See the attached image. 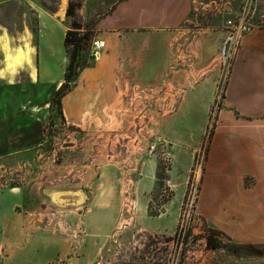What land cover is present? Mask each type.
<instances>
[{"label":"crops","instance_id":"obj_1","mask_svg":"<svg viewBox=\"0 0 264 264\" xmlns=\"http://www.w3.org/2000/svg\"><path fill=\"white\" fill-rule=\"evenodd\" d=\"M194 1L123 0L111 13L97 20L93 30L99 40L95 43L98 50V47L104 49L102 55L99 50L101 58L98 59L102 61L105 58L109 67L105 73H97L93 82V94L89 89L90 92L80 97L83 103H75L73 110L79 112L80 121L87 118L96 123L91 119L92 114L103 121L104 115L109 116L108 112H111L108 110L109 106L117 107L115 113L124 109L125 92L120 104L117 103L122 94L120 83L116 81L117 76L118 80L123 81L126 75H130L129 71L134 69V74L141 81L153 83L166 75L164 86L171 94L173 105L170 113L161 119L160 131L172 153L169 185L174 188L173 208L180 205L187 190V181L181 182L179 178L187 180L189 170L198 161L204 139L208 137L198 193L199 214L240 243L264 244V26L243 36L228 76L223 105L217 112L214 129L209 131L219 82L218 73L215 72L219 60L218 50L225 36L226 24L216 30L214 43L211 37L202 40L200 61L203 65L198 72L199 78L188 82L186 88H181L175 76L174 79L172 77V73H176L178 68L168 66L163 72L162 67L165 52L160 46L161 42L168 41V35H163L160 31L163 25L168 26L182 14L191 11ZM262 3L264 6V0ZM68 4V0H62L60 18L53 14H44L40 18V33L34 46L33 42L27 45V32L32 26L28 1L0 0V157L29 151L45 141L51 100L62 84L64 75L56 82L54 78H50L52 76L42 75L43 57L52 58L53 53L43 50L46 47L41 41L47 27L53 30L58 28L65 38L69 28L66 21ZM13 5L15 12L21 11L24 22L22 31L27 40L23 44L21 36L11 34L8 41L3 34L4 29L10 32L8 24L15 23L5 22L2 18L13 10ZM137 10H144L145 16L139 21L140 27L132 30L129 27L130 21ZM79 13L85 21L89 19L84 6ZM258 18L263 19L264 15H259ZM106 45L109 49L105 50ZM20 54L23 59L18 63L16 58ZM65 58L67 65V55ZM44 68L43 73L50 74L45 65ZM170 68L172 71L168 72ZM91 69L94 73L98 68H86ZM84 72L70 95H74L83 86ZM137 84L133 86L135 90L143 87V84ZM68 98L67 96L63 101V109L70 120ZM106 166L100 170V175L94 182L95 196L120 197L125 182L122 185L118 169L113 163ZM155 167L156 159L148 158L140 169L149 171ZM141 173L144 174L143 177L136 181L140 185L139 194L143 193V188L146 190V185L150 183L148 180L152 179V173ZM43 177L45 189H52L48 193L54 194L57 188H51L54 186L50 185L48 175ZM132 184L134 185L132 180H127L128 186ZM128 193L126 189L124 194ZM53 196L48 198L50 203L54 202ZM128 198H132L131 195L125 197L126 208H130ZM175 198L179 199L177 206L174 204ZM26 201L25 186L16 184L0 187V264H50L59 260L64 264H75L77 257L66 255V243L60 241L59 237L49 235L44 230L32 233V210L27 207ZM98 210L94 205L93 216ZM175 214L177 215V211ZM173 217L175 224L170 229L162 225L160 218L147 212L141 213L139 222L147 227L144 230L148 233H170L178 223L177 216ZM107 224L113 225V221H108ZM59 226L57 223L53 228L60 230Z\"/></svg>","mask_w":264,"mask_h":264},{"label":"rangeland","instance_id":"obj_2","mask_svg":"<svg viewBox=\"0 0 264 264\" xmlns=\"http://www.w3.org/2000/svg\"><path fill=\"white\" fill-rule=\"evenodd\" d=\"M27 1L32 15V31L27 32V45L33 42L36 46L40 33V18L44 14H53L56 18H60L62 0ZM70 1L68 0V3ZM81 1L89 19L85 21L80 15L79 10L82 7L78 10L79 18L92 35L90 39L84 40L87 42L83 44L80 51L79 65L74 68L76 73L70 80L63 78L69 57L66 46L64 48L65 38L62 32L58 28L53 30L47 27L41 41L46 47L43 50L47 49L53 53L52 58L43 57L42 75L52 76L50 78H54V82L58 78H63L59 86L60 88L63 85L59 95L62 110L57 105H50L45 127L46 138L41 146L0 157V187L16 184L25 186L27 207L32 210V233L44 230L48 231L49 235L59 237L60 241L66 243V255L77 257L75 264H158L160 261L167 264H264V254L254 252L245 246L246 243H240L234 239L229 241L224 238L227 244L224 248H207L205 235L208 229L217 228L203 218L198 211V193L208 137L204 139L198 161L189 170L187 180L183 177L179 178L181 182L187 181V190L179 206H177L179 199L175 198L174 204L177 207L173 208L174 188L172 189L169 185L172 157L170 160L165 158V153L169 150L168 146L163 142L156 150L149 149V144L156 141L158 137L165 140L160 131V122L170 113L173 105L171 94L164 86L166 75L159 77L153 83L141 81V78H137L134 74V69L129 71L130 75H126L123 81L118 80L117 76L116 81H119L120 93H122L117 103L120 104L125 92L124 111L115 113L114 110L117 107L113 105L108 107L111 111L108 112L110 117L104 115L103 121L99 116L91 115V119H94L97 124L90 122L87 118L80 121L79 112L73 110V105L78 102L82 104L80 97L90 92L89 89L93 94L94 78L98 76V72L105 73L106 68L109 67L105 58L99 61L101 56L97 59L94 53L98 50L95 41L99 39H96L93 26L101 17L111 13L113 8L123 0ZM243 3L244 0H195L191 11L182 14L174 23L168 26L163 25L160 33L168 35V41L161 42L160 46V49L165 52L163 72L168 66L178 68L176 73H172V77L174 79L175 76L181 88H186L188 82L197 80L198 72L203 65L200 61L203 50L202 40L211 37L214 43L216 30L223 28L226 20L234 16ZM12 7L13 10L2 18L5 22L15 23L8 24L11 33L4 29L3 34L8 41L11 34L21 36L24 40L21 43L23 44L27 38L22 31L24 22L21 11L15 12L16 8L14 5ZM144 12V10H137L135 17L131 18L129 27L132 30L140 27L139 21L144 18ZM66 21L69 27L71 18L70 20L67 18ZM114 44L117 43L114 42ZM98 48L102 55L104 49ZM106 49H109L107 45ZM65 54L68 60L67 65ZM22 59L23 55L20 54L16 61L21 63ZM217 63L215 72L218 73L219 82L211 111L209 131L214 129L217 112L223 105L227 80L232 67V65L222 64L220 60ZM44 65L50 74L43 73ZM94 66L98 68L94 73L93 69L86 70ZM83 71H85L82 78L83 86H80L74 95H70L81 80L79 77ZM169 71H172L171 68ZM137 83L143 84L142 90L133 88L135 84L138 85ZM67 96L70 120L63 109V101ZM74 121L78 122L77 125L73 124ZM148 158L156 159L155 169L141 170L140 167ZM109 163H113L118 169L122 185L125 182V186L122 187L123 194L120 197L101 195L96 198L94 182L100 175V170L102 171ZM141 172L152 173V179L148 180L150 183L146 185V190L143 188V193L139 194L140 185H137L136 181L143 177L144 174ZM45 174L50 178V185L54 186L51 188H57V191L52 194L54 195L52 203L48 201V198L52 197L48 190L52 189L46 188V190L43 185L45 179L42 176ZM127 180H132L134 185L128 186ZM126 189L132 197L127 199L130 208L124 207L125 197L128 195L124 194ZM94 205L99 208L95 216H93ZM142 212L160 218L162 225L167 228L173 227L175 219L172 217L177 216L176 229L170 233H148L144 230L147 227L139 222ZM108 221H113V225H108ZM57 223L60 225V230L53 228ZM180 227L184 229L181 236L176 241L169 240V237H175ZM40 236L43 237V235ZM236 245H240L237 251L234 250ZM50 264L64 263L59 260Z\"/></svg>","mask_w":264,"mask_h":264},{"label":"trees","instance_id":"obj_3","mask_svg":"<svg viewBox=\"0 0 264 264\" xmlns=\"http://www.w3.org/2000/svg\"><path fill=\"white\" fill-rule=\"evenodd\" d=\"M82 6L81 0H71L68 4L66 16L70 20L71 18V25L66 31L65 34V46L67 50V54L69 57V62L66 67V71L64 74L65 80H70L74 73H76L74 68L79 65L78 57L80 54L81 49L83 48V44L86 43L90 39L92 33L90 34V31L84 26L83 22L79 18L78 10ZM63 86V85H62ZM58 89L56 96L51 102V106L57 105L60 110H62L61 107V98L59 95H61V88ZM65 95V94H63ZM184 231L183 227H180L176 233L175 237H169L168 239L171 240H177L178 237L181 236L182 232ZM188 236V234L186 235ZM206 238V245L209 249H217V248H224L227 246L225 243V239H228L229 241H232V237L225 233L221 229L217 228H211L208 229L207 234L205 235ZM249 249L253 250L254 252H259L261 254H264V244H255V243H247L245 244ZM240 245L234 246V250L237 251ZM158 264H167L163 261H160Z\"/></svg>","mask_w":264,"mask_h":264},{"label":"built area","instance_id":"obj_4","mask_svg":"<svg viewBox=\"0 0 264 264\" xmlns=\"http://www.w3.org/2000/svg\"><path fill=\"white\" fill-rule=\"evenodd\" d=\"M259 15H264L262 0H244L243 5L235 15L226 20L225 36L219 52V60L222 64L232 65L241 46L243 36L257 27L264 26V18H258ZM96 52V58L98 59L100 52L99 50H96ZM163 142L167 144L166 140L158 137L156 141L149 144V149L154 151ZM171 157V151H166L165 158L170 160Z\"/></svg>","mask_w":264,"mask_h":264},{"label":"bare ground","instance_id":"obj_5","mask_svg":"<svg viewBox=\"0 0 264 264\" xmlns=\"http://www.w3.org/2000/svg\"><path fill=\"white\" fill-rule=\"evenodd\" d=\"M65 2H66V0H65ZM100 56H101V55H99L98 58H99Z\"/></svg>","mask_w":264,"mask_h":264},{"label":"water","instance_id":"obj_6","mask_svg":"<svg viewBox=\"0 0 264 264\" xmlns=\"http://www.w3.org/2000/svg\"><path fill=\"white\" fill-rule=\"evenodd\" d=\"M94 53H97L96 50L94 51Z\"/></svg>","mask_w":264,"mask_h":264}]
</instances>
